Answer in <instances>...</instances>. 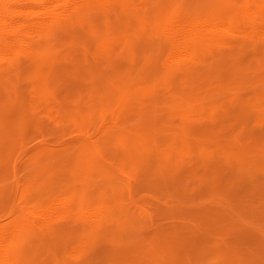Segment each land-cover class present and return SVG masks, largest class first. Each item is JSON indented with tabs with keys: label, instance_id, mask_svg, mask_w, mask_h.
Returning <instances> with one entry per match:
<instances>
[{
	"label": "rangeland",
	"instance_id": "obj_1",
	"mask_svg": "<svg viewBox=\"0 0 264 264\" xmlns=\"http://www.w3.org/2000/svg\"><path fill=\"white\" fill-rule=\"evenodd\" d=\"M118 2L36 36L55 72L37 95L26 57L0 72L10 264H264V36L192 61L166 35L175 14L248 24L264 0Z\"/></svg>",
	"mask_w": 264,
	"mask_h": 264
},
{
	"label": "bare ground",
	"instance_id": "obj_2",
	"mask_svg": "<svg viewBox=\"0 0 264 264\" xmlns=\"http://www.w3.org/2000/svg\"><path fill=\"white\" fill-rule=\"evenodd\" d=\"M118 1L0 0V62L4 63L0 72L13 70L17 65L15 59L26 57L35 65L34 72L37 82L33 91L37 95L46 80L54 78L55 72L54 70L50 71L46 56L42 53L41 48L33 43L36 36L45 31L58 29L62 22L69 23L71 27L82 26L90 17L89 14H83V10L100 8L102 12L112 13L117 10ZM134 1L138 3V11L143 9L144 12L145 5H140L142 0ZM247 16L252 20L250 23L241 21L231 25L219 18L202 22H188L179 14H175L167 23L166 35L175 54L183 59H192L196 58L198 53L211 46L219 45L230 37L243 36L246 39L247 33L250 31L256 35L264 36V13L262 10L256 7ZM64 207L71 210L73 202L68 199L57 201L42 213V217L51 216V213L55 211L57 213ZM11 252L12 237L0 234V264H10Z\"/></svg>",
	"mask_w": 264,
	"mask_h": 264
}]
</instances>
